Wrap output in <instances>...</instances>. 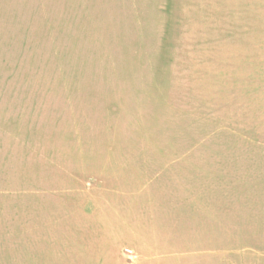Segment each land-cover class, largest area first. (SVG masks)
Listing matches in <instances>:
<instances>
[{
	"label": "rangeland",
	"instance_id": "rangeland-1",
	"mask_svg": "<svg viewBox=\"0 0 264 264\" xmlns=\"http://www.w3.org/2000/svg\"><path fill=\"white\" fill-rule=\"evenodd\" d=\"M215 188L264 207V0H0V264H107L93 220Z\"/></svg>",
	"mask_w": 264,
	"mask_h": 264
},
{
	"label": "crops",
	"instance_id": "crops-1",
	"mask_svg": "<svg viewBox=\"0 0 264 264\" xmlns=\"http://www.w3.org/2000/svg\"><path fill=\"white\" fill-rule=\"evenodd\" d=\"M189 192L182 204L152 205L155 210L132 213L128 222L93 220L90 235L97 241L88 246L92 257H116L105 261L118 264L112 261L129 248L137 256L136 264H234L240 254V228L263 229L264 207L252 216L246 210L241 215L233 198L225 204L222 189Z\"/></svg>",
	"mask_w": 264,
	"mask_h": 264
}]
</instances>
